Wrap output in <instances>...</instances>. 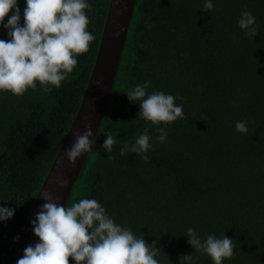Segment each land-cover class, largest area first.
I'll list each match as a JSON object with an SVG mask.
<instances>
[{
  "label": "trees",
  "instance_id": "trees-1",
  "mask_svg": "<svg viewBox=\"0 0 264 264\" xmlns=\"http://www.w3.org/2000/svg\"><path fill=\"white\" fill-rule=\"evenodd\" d=\"M110 2L89 0L87 30L95 39L59 88L0 92V206L15 209L0 222V264H14L79 111ZM213 3L207 12L204 0H137L107 110L67 204L96 199L116 223L154 244L159 264H212L187 243L188 227L201 239L233 240L224 264H264V0ZM17 6L22 25L25 0ZM245 10L256 17L254 37L238 27ZM0 39H9L2 25ZM144 81L151 82L149 93L177 97L183 118L167 126L166 142L150 140L147 159L131 151L121 156L146 129L159 134L138 116L139 101L126 95ZM237 121L246 122V134L236 131ZM106 131L115 139L112 152L101 147Z\"/></svg>",
  "mask_w": 264,
  "mask_h": 264
},
{
  "label": "clouds",
  "instance_id": "clouds-1",
  "mask_svg": "<svg viewBox=\"0 0 264 264\" xmlns=\"http://www.w3.org/2000/svg\"><path fill=\"white\" fill-rule=\"evenodd\" d=\"M18 0H0V25L7 30L8 40L0 39V92L22 96L27 90H35L37 84L43 93L59 88L77 65V56L88 51L95 39L87 30L91 10L89 0H25L23 24ZM214 8L213 0H204V11ZM10 10L13 13L4 23ZM238 27L247 36L257 32L256 17L250 11H242L237 20ZM99 85V81H97ZM150 81L137 84L126 95L139 101L138 116L156 127L158 135L152 137L146 129L130 148H122L120 155L128 151L147 159L152 148L150 140L167 141V126L183 118V106L176 104L172 94L164 91L147 92ZM135 104V103H134ZM236 131L246 134L245 121L235 123ZM101 147L112 152L115 139L105 132ZM94 134L87 128L75 137V141L64 155L70 165L88 154L93 147ZM59 187H67L68 180L61 175L53 177ZM45 203L32 221L38 242L24 249L17 264H159L156 259L160 251L137 237L127 227L116 223L106 209L96 200L81 198L70 206L53 201L49 192L43 193ZM58 199V197H57ZM15 209L0 206V222H6ZM187 243L196 252L210 257L212 264H224L233 256V240L225 236L207 235L205 238L192 227L186 229ZM191 261L192 255L184 257Z\"/></svg>",
  "mask_w": 264,
  "mask_h": 264
},
{
  "label": "water",
  "instance_id": "water-1",
  "mask_svg": "<svg viewBox=\"0 0 264 264\" xmlns=\"http://www.w3.org/2000/svg\"><path fill=\"white\" fill-rule=\"evenodd\" d=\"M136 2L137 0H111L110 2L100 47L79 111L35 200L14 264L23 257L24 249L28 245L38 242L39 238L34 235L32 221L45 203L43 193H51L54 202L67 207L75 184L92 150L78 158L74 166L69 164L64 153L71 147L76 135L82 134L87 128H90L94 134V146L113 92ZM57 175L68 180L66 188L54 184L53 177Z\"/></svg>",
  "mask_w": 264,
  "mask_h": 264
}]
</instances>
